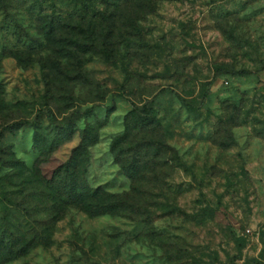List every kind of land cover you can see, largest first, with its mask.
Instances as JSON below:
<instances>
[{"label":"rangeland","instance_id":"obj_1","mask_svg":"<svg viewBox=\"0 0 264 264\" xmlns=\"http://www.w3.org/2000/svg\"><path fill=\"white\" fill-rule=\"evenodd\" d=\"M89 4L0 0V225L7 213L15 250L35 222L55 219L21 257L0 235V264H264V0L108 8L113 61L87 54L93 84L75 73L58 82L60 45L44 25L106 9ZM144 106L155 110L149 126L134 111ZM90 123L98 141L80 149ZM72 155H86L78 186L125 209L93 216L59 199L53 176Z\"/></svg>","mask_w":264,"mask_h":264},{"label":"trees","instance_id":"obj_2","mask_svg":"<svg viewBox=\"0 0 264 264\" xmlns=\"http://www.w3.org/2000/svg\"><path fill=\"white\" fill-rule=\"evenodd\" d=\"M92 0H81L83 7L89 8ZM166 0H96V2L105 6V10L98 15L91 17H77L75 19H64L51 16L50 20L45 23L44 36L50 42L58 43L60 45L61 52L59 58L55 59L51 63V70L56 73L60 78L58 82L67 81L70 74H74L78 79L87 83H92L89 76L83 72L82 64L83 57L87 54H97L103 58L105 62H112L114 59L115 41L117 39V25L114 21V16L108 14L106 10L112 8L113 10L120 8L126 4H133L137 10V14L150 15L157 11L159 2ZM99 19V20H96ZM133 37H139L140 33H137L136 27H134ZM60 34L63 37L56 39V35ZM58 53V52H57ZM229 75L235 73L230 72ZM49 77V76H48ZM47 80V76L45 77ZM93 84V83H92ZM52 85L51 80H47V88L49 90ZM186 106L191 105L186 101H183ZM140 112V122L144 126H149L154 123L155 110L153 108L144 106L141 109H135ZM48 118L51 122H54V114L51 110L47 111ZM91 111L82 113L76 111L73 114L74 117H88ZM72 118V119H73ZM30 123H20L16 126L22 127L29 125ZM36 124V123H31ZM65 130V128H64ZM100 127L94 124H88L83 130L82 145L80 149H86L97 143L99 138ZM86 155H72L71 159L59 167L58 171L54 174V182L59 181L58 188L54 185L51 187L52 191H56L60 200L64 201L66 206H76L82 211H85L93 216H101L106 214H115L121 209H125V205L113 202L118 196H112L107 193L101 192L100 189H91L86 184L78 186L80 176L77 175V170L83 163H85ZM53 184V181H51ZM13 199L8 197L7 205H13ZM28 209V208H26ZM53 218L44 222H35V228L31 233H22L23 235H29L27 241H20L23 244L18 247V243H15V238H18L13 232L14 224L9 220L7 213L4 217L2 224L0 225V235L2 238V244L4 248L13 253V257L17 258L27 254L33 248L40 246L48 241V232L54 224ZM42 225L46 227L43 229ZM19 240V239H18ZM17 240V241H18ZM239 250L242 249L240 245Z\"/></svg>","mask_w":264,"mask_h":264}]
</instances>
